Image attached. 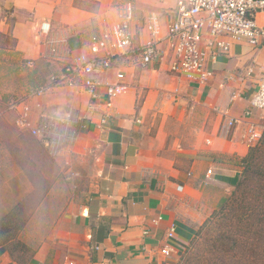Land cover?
<instances>
[{
	"label": "crops",
	"instance_id": "0c3cea01",
	"mask_svg": "<svg viewBox=\"0 0 264 264\" xmlns=\"http://www.w3.org/2000/svg\"><path fill=\"white\" fill-rule=\"evenodd\" d=\"M126 2L134 8L132 26L140 41L150 37L144 26L150 14L158 19L160 36L167 34L177 0H0L4 77L29 66L35 76L60 72L88 50L91 36L113 23ZM43 22L51 24L48 35L41 31ZM224 39L231 51L210 64L214 76L206 83L172 74L165 54L157 63L123 62L98 73L101 83L115 82L124 70L127 87L97 104L82 84L58 85L29 100L31 113L42 121L50 117L53 131L64 133L60 147L36 149V174L50 180L33 216L48 223L34 226V234H44L37 264H167L233 192L239 160L251 146L245 128L260 117L257 110L246 117V111L264 66V48ZM46 80L38 79L35 89ZM71 112L78 117L72 126ZM224 112L239 119L232 130L225 128ZM105 114L111 118L101 124ZM61 121L66 125L58 130ZM2 152L4 187L22 181L28 190L0 202V217L35 185L13 158L9 167L8 148ZM172 226L175 234L169 237Z\"/></svg>",
	"mask_w": 264,
	"mask_h": 264
},
{
	"label": "built area",
	"instance_id": "2783aa9c",
	"mask_svg": "<svg viewBox=\"0 0 264 264\" xmlns=\"http://www.w3.org/2000/svg\"><path fill=\"white\" fill-rule=\"evenodd\" d=\"M134 8L130 2L118 7L117 18L110 25L94 33L88 43V50L73 57L58 73H52L45 83L21 101L10 104V109L18 114L17 124L31 128L33 134L40 137L58 136L64 133L53 131L54 123L42 121L31 125L28 99L41 97L58 85L73 86L82 84L90 93L94 104L99 98L121 94L127 87L124 70L118 71L115 82L101 83L96 77L123 62H134L141 66L160 62L165 54L170 55L169 71L189 81L206 83L214 76L210 64L215 63L221 54L231 51L232 44L224 39L230 37L236 42H247L255 48H264V0H177L173 8V20L167 34L159 33L158 19L148 15L144 26L150 37L140 41L133 30ZM42 33L48 35L51 24H41ZM169 48L166 50L164 42ZM51 54L58 52L56 41H50ZM255 67V65H254ZM254 67L249 73L254 72ZM94 107V105H92ZM253 110L260 112L256 122H249L245 128V138L250 145H255L264 134V66L251 107L246 111L250 117ZM225 128L229 131L236 127L239 119L228 112L223 113ZM111 116L105 114L100 123L109 122ZM78 117L70 114L68 125H74ZM209 173H212L209 170ZM175 228L169 230V237L174 236Z\"/></svg>",
	"mask_w": 264,
	"mask_h": 264
},
{
	"label": "rangeland",
	"instance_id": "374dc122",
	"mask_svg": "<svg viewBox=\"0 0 264 264\" xmlns=\"http://www.w3.org/2000/svg\"><path fill=\"white\" fill-rule=\"evenodd\" d=\"M0 46L4 47V34L1 32ZM231 65H233L232 62ZM218 66L219 64L216 67ZM24 71L18 75L4 77V57L0 55V202L14 200L22 194L21 190H28L26 185H22V181H16L14 185L4 187V154L2 152L4 147L9 150V167L12 166L13 158L25 169L30 180L35 181V185L30 187L23 200L17 205L13 216L0 217V251H3L0 253V264H12V262L37 264L34 256L41 242H44L41 241L44 234H34L36 233L34 226L42 228L48 223L45 224V219L33 218V216L39 200L50 188L48 184L50 180H44L42 176L36 174L38 170L36 149L39 146L48 145L49 148L52 144L59 147L63 144V139L55 135L42 139L33 134L31 128L24 127L20 130L16 121L18 114L16 115L13 110H6L7 103L25 99L36 88L38 79L46 80L51 75L35 76L30 66ZM30 99L32 98H29L28 102ZM71 113L73 116L77 115L75 112ZM30 115L32 123L38 120L42 122L34 110L29 114V118ZM44 119L43 121H50L48 116ZM58 124L61 127L57 126V129L63 130L66 122L61 121ZM259 142L263 148L264 135ZM46 168H50L48 164ZM237 207L240 208L239 205ZM227 219V216H217L210 223L202 226L204 221L197 228L195 235L178 252L169 256L167 264H264V240H260L254 232L246 233L240 228L238 230L223 226ZM232 237L235 239L234 242L230 240Z\"/></svg>",
	"mask_w": 264,
	"mask_h": 264
},
{
	"label": "trees",
	"instance_id": "16d2710c",
	"mask_svg": "<svg viewBox=\"0 0 264 264\" xmlns=\"http://www.w3.org/2000/svg\"><path fill=\"white\" fill-rule=\"evenodd\" d=\"M259 143L258 141L251 145L248 153L239 160L240 174L235 189L220 207L210 214L202 226L223 215L228 218L223 226L240 228L246 233L254 232L260 240H264V147L262 148ZM17 207L15 205L4 217H12ZM230 240L235 241L234 237Z\"/></svg>",
	"mask_w": 264,
	"mask_h": 264
}]
</instances>
